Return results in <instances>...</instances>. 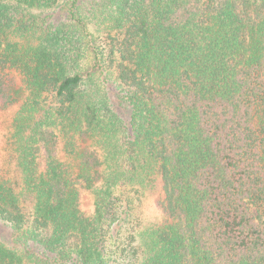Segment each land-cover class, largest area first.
<instances>
[{"label": "trees", "instance_id": "trees-1", "mask_svg": "<svg viewBox=\"0 0 264 264\" xmlns=\"http://www.w3.org/2000/svg\"><path fill=\"white\" fill-rule=\"evenodd\" d=\"M14 104L0 264H264V0H0Z\"/></svg>", "mask_w": 264, "mask_h": 264}, {"label": "rangeland", "instance_id": "rangeland-1", "mask_svg": "<svg viewBox=\"0 0 264 264\" xmlns=\"http://www.w3.org/2000/svg\"><path fill=\"white\" fill-rule=\"evenodd\" d=\"M49 11H52L50 9ZM19 106L14 104L8 106L7 108L0 109V140L2 149L3 142L6 141L7 134H13L15 132V127L13 123L18 118ZM159 197L158 189L148 191L142 197L139 206V214L141 220V228L146 227L150 224L157 223L159 220V213L156 207V203ZM93 206L92 197L87 192L82 193L81 209L84 212H90Z\"/></svg>", "mask_w": 264, "mask_h": 264}]
</instances>
